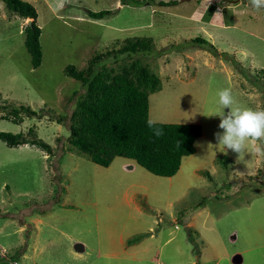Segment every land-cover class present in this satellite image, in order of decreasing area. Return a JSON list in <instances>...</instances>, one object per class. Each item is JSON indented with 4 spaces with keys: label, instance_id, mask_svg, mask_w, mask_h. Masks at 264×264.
I'll use <instances>...</instances> for the list:
<instances>
[{
    "label": "rangeland",
    "instance_id": "obj_1",
    "mask_svg": "<svg viewBox=\"0 0 264 264\" xmlns=\"http://www.w3.org/2000/svg\"><path fill=\"white\" fill-rule=\"evenodd\" d=\"M24 1L38 13L42 61L33 68L24 46L28 18L0 0V115L20 105L36 115H23L22 123L0 119V131L31 127L52 153L0 140V264H264V140L247 141L239 154L216 138L223 131L218 114L227 112L218 103L220 90L231 88L241 107H264V9L255 11L248 0L222 2L225 20L217 11L205 23L193 10L203 13L217 0L139 7L120 0ZM167 1L176 4H159ZM104 9L111 13L101 19L87 15ZM127 37L152 38L151 55L124 56L107 69L139 58L161 81L149 95V119L202 127L195 152L172 177L123 157L97 165L53 119L69 115L82 92L63 68L86 69L95 54ZM195 37L233 54L245 72L186 43ZM173 43L180 44L177 51L152 56ZM202 200L183 225L178 214Z\"/></svg>",
    "mask_w": 264,
    "mask_h": 264
},
{
    "label": "trees",
    "instance_id": "obj_2",
    "mask_svg": "<svg viewBox=\"0 0 264 264\" xmlns=\"http://www.w3.org/2000/svg\"><path fill=\"white\" fill-rule=\"evenodd\" d=\"M1 1L10 12L22 18L33 19L31 24L24 28V46L30 55L32 67L37 68L42 61V49L39 40L41 28L35 22L38 16L36 8L24 0ZM120 2L137 7L153 4V0H120ZM222 2L230 3L231 0L208 3L201 20L209 22L217 7L222 6ZM159 4L173 5L176 2ZM110 13L111 11L107 9L87 10V15L92 19H101ZM186 43L207 50L215 57L229 60L236 68L245 72V67L236 61L233 54L226 51L217 52L214 44L205 38L195 37ZM170 46L156 51L152 56L177 51L180 44L173 43ZM153 49L154 42L150 37H127L120 47L95 54L86 69H78L73 64L66 65L63 68L64 74L80 81L82 92L79 93L69 115L59 114L53 119L67 126L69 144L87 155L97 165L108 167L115 157H123L134 160L156 176L172 177L179 170L182 159L195 152V141L202 133L201 125L154 122V128L163 130V135L155 136L147 121L149 95L161 89L159 75L147 65H143L139 58L131 59L118 71L113 68L107 69L105 66L107 62H119L124 56L130 58L134 55L149 56ZM259 73L264 74V69H260ZM249 81L251 82L250 79ZM23 115L32 117L36 112L29 106L20 105L0 115V119L22 123ZM0 140L9 147L30 144L40 147L49 154L52 153L51 146L39 138L31 127L26 132L19 133L0 131ZM222 163L225 165L224 161ZM210 196L216 197L215 194ZM203 203L204 200L200 201L188 213L180 212L179 221L186 225L190 214L200 209ZM187 232L189 239L194 241L190 228H187Z\"/></svg>",
    "mask_w": 264,
    "mask_h": 264
},
{
    "label": "clouds",
    "instance_id": "obj_3",
    "mask_svg": "<svg viewBox=\"0 0 264 264\" xmlns=\"http://www.w3.org/2000/svg\"><path fill=\"white\" fill-rule=\"evenodd\" d=\"M248 3L257 12L264 9V0H248ZM217 95L219 105L227 110L223 114H218L220 117L218 127L223 130L216 133L218 145L241 154L247 141L264 140V107L252 108L237 105L231 88H224ZM147 123L149 128L153 129L155 136L163 135V130L154 128V122L151 119Z\"/></svg>",
    "mask_w": 264,
    "mask_h": 264
},
{
    "label": "crops",
    "instance_id": "obj_4",
    "mask_svg": "<svg viewBox=\"0 0 264 264\" xmlns=\"http://www.w3.org/2000/svg\"><path fill=\"white\" fill-rule=\"evenodd\" d=\"M204 1H208V0H204ZM210 1V0H209ZM219 0H217V1H215V2H218ZM168 2V1H167ZM213 3V2H212ZM230 3H234V1L232 0ZM235 5H238V3L237 4H235ZM246 5H247V3H246ZM223 6V5H222ZM227 7V6H226ZM220 13V10H219V7H217V9H216V11L213 13V15H212V17L210 18V20H209V22H212V20H213V18H215V16H217V13L218 12ZM201 12V13H200ZM200 12H195V10H193V12L192 13H196V15L195 16H197V17H200V16H202V10H200ZM198 14V15H197ZM221 14V13H220ZM194 16V15H193ZM220 19H222V20H225V16H224V14H223V16H222V14H221V18ZM209 22H205V23H209ZM222 24H223V26H224V23L222 22ZM226 24V23H225ZM226 26H228V25H226Z\"/></svg>",
    "mask_w": 264,
    "mask_h": 264
},
{
    "label": "water",
    "instance_id": "obj_5",
    "mask_svg": "<svg viewBox=\"0 0 264 264\" xmlns=\"http://www.w3.org/2000/svg\"><path fill=\"white\" fill-rule=\"evenodd\" d=\"M28 25H30L31 24V22H32V18H28ZM79 248H80V246H78Z\"/></svg>",
    "mask_w": 264,
    "mask_h": 264
}]
</instances>
